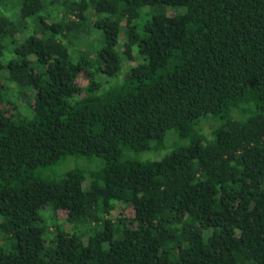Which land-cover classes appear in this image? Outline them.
Masks as SVG:
<instances>
[{
	"label": "trees",
	"instance_id": "16d2710c",
	"mask_svg": "<svg viewBox=\"0 0 264 264\" xmlns=\"http://www.w3.org/2000/svg\"><path fill=\"white\" fill-rule=\"evenodd\" d=\"M15 1L0 264H264V0ZM68 158L99 161L43 175Z\"/></svg>",
	"mask_w": 264,
	"mask_h": 264
},
{
	"label": "rangeland",
	"instance_id": "374dc122",
	"mask_svg": "<svg viewBox=\"0 0 264 264\" xmlns=\"http://www.w3.org/2000/svg\"><path fill=\"white\" fill-rule=\"evenodd\" d=\"M15 5H16V1L15 0H4L3 1V4L0 5V10L1 12L3 13H8V14H11L13 13V10L15 9ZM152 6H149V5H145V6H142L139 8V18L137 19V22H140V20L144 21L146 20L150 13L152 12ZM98 31L97 30H92L90 32L89 35L85 34V35H79L77 39H75L76 43L78 45H76L77 48H80L82 50H91V49H94L95 47L99 46L100 45V42H97L95 40H93L92 38L94 39H97V33ZM121 37H122V34H120V39H119V43H121ZM118 49L120 48L119 45H117ZM125 65H128V62L127 63H124ZM123 66V68H125L126 66ZM86 81V77H85V74L83 72H81L78 76H77V79H76V82L79 83L80 86H82ZM16 101V104H18V106L20 108H23L25 109V105H26V100H23V99H15ZM214 123L212 121H206V122H203L201 124V128H202V132L204 133V135H207L208 134V131H209V128L211 126H214L213 125ZM171 133H173L172 130H167V133H166V139L168 137L171 136ZM165 139V140H166ZM175 141V137L173 136V139H170L169 140V143L170 144L171 142L170 141ZM163 147H164V143H163ZM164 152H166L165 150L162 151V149L160 150H153V151H148V152H143V153H140L138 154L137 157H139L140 159L142 160H145V159H149V160H152V159H158ZM86 161V163H84L83 161ZM96 161H99L98 158H92L90 160H86L84 158H80V159H73V158H68L65 160V162L63 163H60V165L58 164L57 166L55 167H51L49 169H46V170H41L43 175H50L52 176V174H60L62 171L68 169V168H71V167H81V168H85V169H92V168H96L97 165L96 164ZM124 215L125 216H129L131 213H130V210L129 209H124ZM63 218H64V215L63 213H57L56 216L54 217V220L57 221L58 223L62 222L63 221Z\"/></svg>",
	"mask_w": 264,
	"mask_h": 264
}]
</instances>
